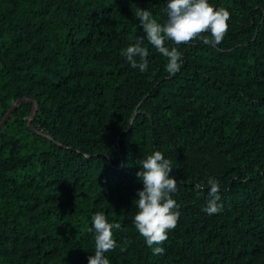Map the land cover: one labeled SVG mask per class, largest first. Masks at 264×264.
<instances>
[{"label": "trees", "instance_id": "obj_1", "mask_svg": "<svg viewBox=\"0 0 264 264\" xmlns=\"http://www.w3.org/2000/svg\"><path fill=\"white\" fill-rule=\"evenodd\" d=\"M166 4L0 0V264H88L97 212L121 225L109 264H264V0H209L228 31L216 47L166 41L175 76L135 16L163 24ZM140 37L145 72L121 55ZM157 150L180 212L162 255L134 226L136 173Z\"/></svg>", "mask_w": 264, "mask_h": 264}, {"label": "clouds", "instance_id": "obj_2", "mask_svg": "<svg viewBox=\"0 0 264 264\" xmlns=\"http://www.w3.org/2000/svg\"><path fill=\"white\" fill-rule=\"evenodd\" d=\"M164 11L167 20L163 24L153 17L150 10L136 8L135 16L139 19L148 43L166 58L165 71L169 76L180 72L182 54L177 47L165 46L166 41L178 46L201 38L203 44L216 47L228 31L230 13L224 8H213L209 0H167ZM204 33H210V37ZM145 37L138 38L139 42L121 50V55L131 67L141 72L148 68L149 52L142 46ZM139 168L136 176L142 182L143 189L138 190L139 198L134 201L138 209L134 216V226L153 254L162 255L165 249L159 245L168 239V231L176 228L180 216L179 205L172 198L178 191V182L170 177L172 162L158 150L141 159ZM208 185L210 199L203 210L213 215L223 210V206L218 203L220 185L219 181L212 178H209ZM91 222L92 228L89 231L95 232V253L88 257V264H109L105 253L116 249L113 229L119 230L121 225L109 223L103 212L95 213Z\"/></svg>", "mask_w": 264, "mask_h": 264}]
</instances>
